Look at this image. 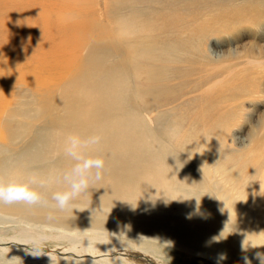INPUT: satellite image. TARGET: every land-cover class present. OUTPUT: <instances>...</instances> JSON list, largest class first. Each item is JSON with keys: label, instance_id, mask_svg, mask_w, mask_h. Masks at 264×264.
<instances>
[{"label": "rangeland", "instance_id": "rangeland-1", "mask_svg": "<svg viewBox=\"0 0 264 264\" xmlns=\"http://www.w3.org/2000/svg\"><path fill=\"white\" fill-rule=\"evenodd\" d=\"M51 3L52 0H0V74L3 73L0 105L5 110L0 116V169H8V177L15 176V162L25 156L31 140L45 129L49 117L40 107L50 93L40 90L37 94L27 84L14 81V76L27 71L28 59L24 53L19 54L20 51L30 49L35 40L41 41L43 37L35 39L38 33L50 34L54 29L50 26L29 31V34L30 29L26 28L34 19L35 24H39L38 13L39 17L53 21L60 8L58 3H53L54 6ZM84 4L98 16L99 25L106 21L101 12L111 11L112 5L121 8L127 17L135 15L134 9H140V25L135 21L138 25L133 24V27L122 24L126 32L122 36L132 38L145 34L152 46L159 45L153 47L178 51L172 58L179 61L178 68L184 76L177 78V82L181 89L190 88L186 93L191 96V100L181 101V112L191 110L196 118L192 123L195 131H204L206 128L199 124L207 122V129L211 131L209 143H219V147L211 145L214 161H219L213 167L215 174L211 180L199 170L191 151L184 148L175 157L178 173L188 176L192 184L190 190L193 189L192 202L185 205V209L192 210L201 200L206 199L207 203V197L230 204L238 201L241 191L249 185L251 190H256L258 185L264 189V0H86ZM127 28L135 31L127 32ZM140 29L143 32L140 33ZM84 51L79 55L83 56ZM37 76L39 74L34 73L32 78ZM199 93L206 94L207 101L204 99L196 105L195 94ZM171 100L178 103L179 98ZM190 139L185 147L197 141ZM205 140L207 142V138ZM28 151L33 156L30 169H44L58 163V156L47 148ZM197 152L207 161V153ZM223 154L233 158L222 163L227 174L218 172L219 158H226ZM236 172L239 173L236 179H231L229 173ZM200 175L207 182L199 183ZM237 177L239 181L235 186ZM59 182L51 187L70 185L63 176L59 177ZM80 199L85 201V198ZM100 203L106 204V213L94 224L90 223L93 214L39 213L32 206L20 212L0 209V264H245V260L248 264H264V252H237L231 248L233 228L223 219H219L217 230L220 247H201L203 236L197 231L189 241H181L168 239L162 231H155L143 225L144 222L128 230L122 214L109 213L108 199ZM158 213L147 212L144 218L152 222ZM188 215L196 222L202 218L196 213ZM234 215L241 217L238 211H234ZM141 218L136 217L134 221ZM255 220L253 215L251 221Z\"/></svg>", "mask_w": 264, "mask_h": 264}, {"label": "bare ground", "instance_id": "bare-ground-1", "mask_svg": "<svg viewBox=\"0 0 264 264\" xmlns=\"http://www.w3.org/2000/svg\"><path fill=\"white\" fill-rule=\"evenodd\" d=\"M52 1L58 3L60 8L55 19L47 21L43 16L39 17L38 13L39 24H35L34 19L26 28L30 29L29 34V31H38L40 28L54 26V29L50 34L38 33L35 39L39 36L43 39H38V42L35 40L30 49L20 48L19 54L24 53L28 59L25 63L27 71L14 76V81L27 84L37 94L40 90L50 93L40 107L42 113L49 117L45 129L31 140L25 156L15 162V176L8 177V169H0V181L27 182L32 176H36L51 184H44L43 187L36 184L33 187L46 198L52 197L54 192L70 187L69 184H61L59 188L51 187L59 182V177L64 172H70L75 164L64 153L66 137L70 134H79L82 138L100 135L101 142L93 147L90 154L105 161L102 179L91 181L88 189L72 202L71 208L58 210L52 207L55 201L50 198L48 207L32 206L37 212L93 214L90 223L94 224L102 213H106V204L103 205L100 201L108 199L109 213L122 214L128 230L144 222L143 225L162 231L168 239L181 241H189L197 231L203 236L200 246L209 248L220 247L217 230L219 219H223L225 224L233 228L234 240L230 244L232 249L237 252H264V189L260 185L256 190H251L249 185L241 191L238 201L230 204L219 198L211 201L207 197V203L206 199L201 200L192 210L185 209V205L192 202L193 189L190 190L192 184L188 176L178 173L175 157L184 148L191 151V157L199 170L207 180H211L215 174L213 167L219 162L214 161L216 157L211 145L219 147V143H209L211 131L207 129V122L199 124L206 128L204 131H195L192 123L196 118L192 116L191 110L181 112V101L191 100V96L186 93L190 88L181 89L177 82V78L184 76L179 71V61H173L172 58L177 50L167 52L170 48L165 51L157 49L159 45L154 44L156 47H153L144 37L145 34L132 38L122 36L126 33L122 30V24L128 27L140 25V9L133 8L135 15L128 14L127 17L121 8H113L112 5L111 11L106 9L101 12L106 21L99 25L98 16L84 4L86 0ZM141 31L143 32L142 29L140 33ZM14 49L11 50L14 52ZM83 49L84 55L80 56ZM163 52L170 55V58L164 57ZM34 73H38L39 77L33 79ZM0 75L2 79L3 73ZM176 96L179 98L178 103L171 100ZM204 96L207 97L206 94H195L198 99L196 105H200L204 99L207 101ZM4 113L5 110L0 105V116ZM190 138L197 141L185 147ZM37 147L47 148L51 154L53 151L58 156L57 165L30 169V157L33 156L28 150ZM198 150L207 153V161L202 160ZM223 156L226 158H219L221 165L219 164L218 172L227 174L222 163L233 161V158L228 154ZM238 174L229 173V177L236 179ZM207 180L201 176L199 183ZM238 181L237 177L235 186ZM80 198H85V201ZM151 201L153 203L150 204ZM29 207L23 203L0 205V209H14L18 212ZM97 207L100 209H95ZM234 211H238L241 217L237 218ZM147 212L159 213L153 216L154 220L151 222L144 218ZM190 213L202 216L201 220L196 222L194 217L188 215ZM253 215L256 216L254 222L251 221ZM136 217L144 219L134 221Z\"/></svg>", "mask_w": 264, "mask_h": 264}, {"label": "clouds", "instance_id": "clouds-1", "mask_svg": "<svg viewBox=\"0 0 264 264\" xmlns=\"http://www.w3.org/2000/svg\"><path fill=\"white\" fill-rule=\"evenodd\" d=\"M100 135H91L82 138L79 134H70L64 142V153L72 158L75 164L70 172H64L63 178L70 183L67 191H56L52 194V207L64 211L72 207V202L85 192L91 181L102 179L105 161L99 156L91 155V150L101 142ZM46 182L36 176L30 181L10 180L0 181V205L23 203L27 206L48 207V199L33 185L44 186ZM260 255V254H258ZM245 264H248L245 260Z\"/></svg>", "mask_w": 264, "mask_h": 264}]
</instances>
